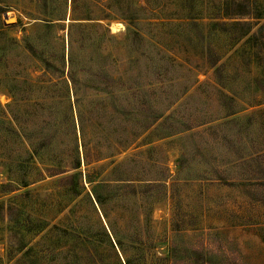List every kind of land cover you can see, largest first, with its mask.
Returning <instances> with one entry per match:
<instances>
[{"label":"rangeland","instance_id":"rangeland-1","mask_svg":"<svg viewBox=\"0 0 264 264\" xmlns=\"http://www.w3.org/2000/svg\"><path fill=\"white\" fill-rule=\"evenodd\" d=\"M190 257L264 264V0H0V264Z\"/></svg>","mask_w":264,"mask_h":264},{"label":"trees","instance_id":"trees-1","mask_svg":"<svg viewBox=\"0 0 264 264\" xmlns=\"http://www.w3.org/2000/svg\"><path fill=\"white\" fill-rule=\"evenodd\" d=\"M217 24H223L221 21H216ZM185 262L187 264H203V262H207L206 260L200 261L199 258L190 257L189 259H186Z\"/></svg>","mask_w":264,"mask_h":264}]
</instances>
